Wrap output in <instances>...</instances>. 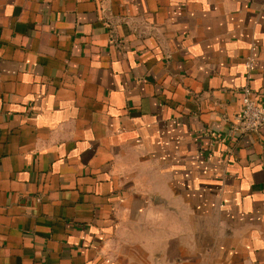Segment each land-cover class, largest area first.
Masks as SVG:
<instances>
[{"label":"crops","instance_id":"obj_1","mask_svg":"<svg viewBox=\"0 0 264 264\" xmlns=\"http://www.w3.org/2000/svg\"><path fill=\"white\" fill-rule=\"evenodd\" d=\"M264 0H0V264H264Z\"/></svg>","mask_w":264,"mask_h":264},{"label":"built area","instance_id":"obj_2","mask_svg":"<svg viewBox=\"0 0 264 264\" xmlns=\"http://www.w3.org/2000/svg\"><path fill=\"white\" fill-rule=\"evenodd\" d=\"M250 89H245L241 99V110L237 116L240 131L252 132L264 124V105L251 98Z\"/></svg>","mask_w":264,"mask_h":264}]
</instances>
